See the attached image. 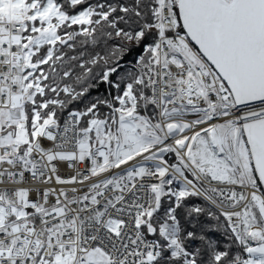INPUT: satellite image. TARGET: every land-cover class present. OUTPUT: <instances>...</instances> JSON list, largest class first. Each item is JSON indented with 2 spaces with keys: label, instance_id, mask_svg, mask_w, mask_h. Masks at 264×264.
<instances>
[{
  "label": "snow or ice",
  "instance_id": "snow-or-ice-1",
  "mask_svg": "<svg viewBox=\"0 0 264 264\" xmlns=\"http://www.w3.org/2000/svg\"><path fill=\"white\" fill-rule=\"evenodd\" d=\"M0 264H264V0H0Z\"/></svg>",
  "mask_w": 264,
  "mask_h": 264
}]
</instances>
